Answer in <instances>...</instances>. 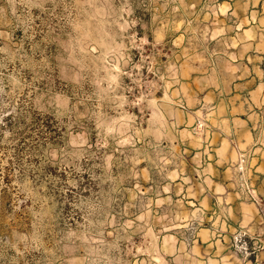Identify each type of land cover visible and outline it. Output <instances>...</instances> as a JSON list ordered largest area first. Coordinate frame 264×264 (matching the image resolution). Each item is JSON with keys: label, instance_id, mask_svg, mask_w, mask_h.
Wrapping results in <instances>:
<instances>
[{"label": "rangeland", "instance_id": "obj_1", "mask_svg": "<svg viewBox=\"0 0 264 264\" xmlns=\"http://www.w3.org/2000/svg\"><path fill=\"white\" fill-rule=\"evenodd\" d=\"M0 264H264V0H0Z\"/></svg>", "mask_w": 264, "mask_h": 264}]
</instances>
